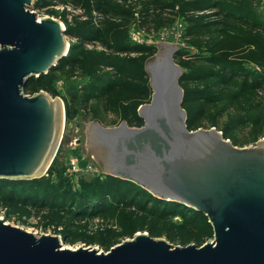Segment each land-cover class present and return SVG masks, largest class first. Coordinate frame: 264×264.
I'll return each instance as SVG.
<instances>
[{"label": "water", "instance_id": "95a60500", "mask_svg": "<svg viewBox=\"0 0 264 264\" xmlns=\"http://www.w3.org/2000/svg\"><path fill=\"white\" fill-rule=\"evenodd\" d=\"M32 1L0 0V178L43 176L65 129L60 97L25 90L70 47L62 21L38 18ZM157 46L145 65L153 92L138 108L144 124L89 121L88 150L106 173L205 213L213 240L173 246L139 231L108 251L72 248L0 217V264H264V137L238 146L216 127L188 128L177 44Z\"/></svg>", "mask_w": 264, "mask_h": 264}, {"label": "rangeland", "instance_id": "374dc122", "mask_svg": "<svg viewBox=\"0 0 264 264\" xmlns=\"http://www.w3.org/2000/svg\"><path fill=\"white\" fill-rule=\"evenodd\" d=\"M230 6L236 7L239 15H249L250 20L225 17L232 15L226 12ZM30 8L37 13L38 18L47 15L62 21L66 28L65 37L70 44L68 52L75 55L82 51L103 50L120 58H137L141 55L131 51L111 52L105 44L107 38L104 37V32L112 34L125 30L126 41L131 46L154 48L155 52L147 58L158 51L157 42L177 44L174 60L183 69L185 79L181 80L180 85L189 94L185 109L189 110L190 117L198 121V127H216L223 134H228L227 138L238 146L255 144L256 140L264 137V78H260L262 81L259 86L251 87L248 84L242 88L247 78L244 74L236 76L233 81L236 84L229 87L222 84L217 76L204 79L199 77L214 69L209 57L218 53L214 48L223 45L222 39H226L227 34L236 33L240 40L254 39L259 46L264 47V27L262 24V27L251 24L260 22L264 25V0H33ZM226 22L232 27L224 24ZM109 29L112 30L110 33L107 32ZM248 32H252V35L245 36ZM233 42L240 45L237 41ZM241 49L247 51L239 48L238 59L245 61L249 75H264V63L243 57ZM102 72L105 79L120 77L114 66L105 67ZM52 74L55 78L54 92L46 91L63 100L65 129L56 155L44 176L51 183L62 181L78 192L83 191V182H90L92 179L102 181L104 186H111L108 183V173L94 155L89 153L87 122L98 121L107 127L118 126L122 119L127 121L123 113L124 97L142 100V104L148 103L152 97V86L149 85V93L143 92L140 89L143 83L133 75L126 76L127 73H122L124 78L121 85L126 84L107 95L85 101L82 95L85 86L97 80L91 72L67 68L54 70ZM251 79L248 83L252 82ZM39 90L44 89L28 87L26 93L33 94ZM127 123L130 126L143 125H137L136 121ZM132 187L137 191L138 187ZM98 188L104 189L103 186ZM144 190L141 188L143 194L139 192L137 197L133 190L126 193L127 200L136 199L132 204L138 206L132 205L129 200V206L122 203L114 205L117 199L115 191L110 196L104 195L102 199L105 205L112 209H105L97 214L77 213L75 204L68 209L24 204L23 200L10 199L8 190H5L0 193V217L37 235H59L64 247L93 246L108 251L123 240L132 238L135 232L147 231L151 234L154 229L153 218L137 208L148 202L149 207L158 206L155 198L151 200L150 191ZM185 206L190 207L188 216L195 213V208ZM201 216V222L210 226V232L204 235L201 244L194 240L187 243L181 240V233H200L202 228L199 224H191L179 232L174 225L183 224L184 219L178 213L169 216L167 222L159 219L157 235L152 236L166 239L173 246L193 243L202 245L212 241L213 226L209 223L208 216Z\"/></svg>", "mask_w": 264, "mask_h": 264}, {"label": "trees", "instance_id": "16d2710c", "mask_svg": "<svg viewBox=\"0 0 264 264\" xmlns=\"http://www.w3.org/2000/svg\"><path fill=\"white\" fill-rule=\"evenodd\" d=\"M236 7H228L227 13H230L232 15H225V17H230L236 20L241 19H248L249 15H239L236 13ZM247 17V18H245ZM227 24V26L232 27L231 24H228L227 22L224 23ZM252 25H258L260 27H264L263 23H251ZM260 24V25H259ZM262 24V26H261ZM112 30L109 29L107 32L110 33ZM252 31V30H250ZM229 32H231L229 30ZM252 35V32H248L245 36ZM104 37L107 38L106 45L111 50V52L116 51H131V52H138L141 53V55L137 58L134 57H113L110 52H107L105 50L99 51V52H92V51H82L80 54L75 55L71 52H68L56 65H54L48 73H43L39 77H33L28 80L25 90L28 87H35L37 86L38 89H44L49 92H54L53 82H54V76L52 72L54 70H65L69 68L72 71H88L91 72L94 77H96V81L92 82L88 86H85L84 92H83V99L85 101L91 100L93 98H97L100 96L107 95L117 88L120 87L122 84V80L124 77H122V73H127L126 76L133 75L136 80H139L140 83H143V85L140 86L141 91L143 92H150V86H149V75L148 72L145 69L146 60L147 57L150 54H153L154 48L153 47H146V46H131L126 41V34L124 31H115L112 34H106L104 32ZM233 41H237L240 43V45H236ZM223 45L219 47H215L216 50L215 55L209 57L210 62L214 66V69L208 71L207 73H204L205 75H200L199 77L201 79L207 78V77H218L221 80V83L225 86L229 87L231 85H235L236 83H233L236 76L245 75L247 78L244 81L242 88L248 86L256 87L261 84V79L264 78V75H249L248 68L244 65L245 61L238 59V52L239 48H245L247 51L241 49V51L244 52L245 58H248L250 61H262L264 63V47H261L257 44V41L254 39H249V41L246 40H240L238 38V35L236 33H231L230 35H226V39H222ZM245 46V47H244ZM258 51V52H257ZM258 54V55H255ZM260 57V58H259ZM111 67L114 66L117 70L116 74H119L120 77H113L110 79H105L104 73L102 70L105 67ZM218 66V67H217ZM99 72V73H98ZM198 77V78H199ZM185 79V74H182L180 77V83L181 80ZM252 78V79H251ZM261 78V79H260ZM252 80L251 83H248L249 80ZM126 83H123V85ZM121 85V86H123ZM184 97H183V106L184 108L187 107L188 104V92L187 90H184ZM128 92V89H127ZM143 93H141L142 95ZM122 101V105L124 107L123 113L124 118L127 121H136L137 125L144 124L143 117L139 114L138 108L142 104V100H137L136 98L130 97H124ZM187 111V110H186ZM189 111V110H188ZM187 111V125L190 129H196L198 128V121L196 119H193L189 116V113ZM225 137H229L228 134H224ZM108 180L111 183V186H104V183L102 181L97 179H92L90 182H86L82 184L83 191L78 192L72 189V187L62 181H59V183H51L50 180L46 179V177L43 175L41 177H36L32 179H11V178H0V193H2L5 190H8V197L10 199H19L23 200L24 204L32 203L35 205H49L54 207H59V209H68L74 207L75 204V212L77 213H101L105 209H112L110 206L107 207L105 205L104 200L102 197L104 195L110 196V193H113L115 191L117 199L116 204H127V194L129 191L131 192L134 190V187H138L137 191H135L134 195L137 197V194H140L141 188L143 190L145 189L141 185L135 183L134 181H131L129 179H124L118 176H114L111 174H108ZM65 181V179H64ZM100 186H103V191H100L102 189L98 188ZM147 190V189H145ZM144 190V191H145ZM146 192H149L148 190ZM142 193V192H141ZM143 194V193H142ZM151 194V200L155 198V203L158 204V206L149 207L148 203L146 205H141L137 207L138 209L144 211L146 215L153 218L154 229L151 230V235H157V225L159 222V219H164L165 222H167V219L169 216H173V214H180L183 216V224H176L174 225L177 227L179 232L183 230V228L190 226L191 224H199L202 228L200 233H194L191 231H188L186 233H181V240L184 243H187L191 240H194L198 244H201L203 241V237L205 234H209L210 232V226L209 224L202 223L201 222V215L207 216L205 213L193 209L195 212L193 215L188 216L187 214L189 211L188 206H185L184 203L178 202V201H169L165 200L159 197H156ZM150 196V195H149ZM119 197V198H118ZM135 197V198H136ZM123 198V199H121ZM102 199V200H101ZM131 201V200H129ZM136 202V199L131 201V204ZM128 205V204H127ZM136 205V204H132ZM129 206V205H128ZM138 206V204L136 205ZM197 212V213H196ZM201 217H200V216ZM210 223V222H209ZM211 224V223H210ZM195 227V225L193 226Z\"/></svg>", "mask_w": 264, "mask_h": 264}]
</instances>
